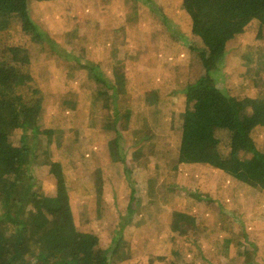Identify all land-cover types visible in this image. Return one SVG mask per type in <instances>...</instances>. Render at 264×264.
Returning <instances> with one entry per match:
<instances>
[{"label":"rangeland","instance_id":"1","mask_svg":"<svg viewBox=\"0 0 264 264\" xmlns=\"http://www.w3.org/2000/svg\"><path fill=\"white\" fill-rule=\"evenodd\" d=\"M29 7L56 44L40 48L11 14L0 29V59L20 68L25 51L32 53L26 91L38 88L32 94L41 99L34 128L44 145L46 132H52L48 147L60 162L78 229L97 233L101 247L115 250L112 264H227L248 256L264 264V192L209 165L191 164L176 178L178 190L172 196L164 185L155 189L153 162L147 169L134 151L146 134L139 127L173 129L186 105V98L174 91L205 74L189 49L194 37L181 0H34ZM258 28L248 25L215 74L222 87L240 95H245L240 91L242 63L264 58ZM88 65H97L96 71L111 82L118 71L127 79L126 92L114 103L124 109L118 144L105 122L108 89ZM153 89L159 92L155 103L145 96ZM251 90L257 93L258 86ZM22 131L14 130L16 143ZM218 135L225 147L229 136ZM252 137L264 151V126L254 128ZM50 168L36 163L33 172L35 189L48 198L60 191L57 172ZM127 171L136 191L132 201ZM195 195L202 201H195ZM151 203L158 217L142 220L137 209Z\"/></svg>","mask_w":264,"mask_h":264},{"label":"trees","instance_id":"2","mask_svg":"<svg viewBox=\"0 0 264 264\" xmlns=\"http://www.w3.org/2000/svg\"><path fill=\"white\" fill-rule=\"evenodd\" d=\"M32 1L0 0V29L15 14L26 34L40 48L48 42L56 44L39 21L34 20L29 7ZM181 7L191 19L194 38L189 49L204 67L205 74L174 91L186 98V105L177 114L173 129H152L148 124L146 128L139 127L146 134L134 149L141 153L138 160L147 169L153 162L155 189L164 185L172 196L178 190L176 178L183 167L191 164L209 165L248 184L254 192H264V151L252 137L254 128L264 126V89L260 90V83L264 85V58L259 63L246 58L242 63L245 69L240 91L244 90L245 95L222 87L215 75L233 43L241 41L250 23H257L258 37L264 35V0H181ZM261 54L264 56V45ZM30 56L32 53L25 51L22 55L25 62L20 68L17 63L11 65L0 59V264H112L115 250L101 247L97 233L82 231L76 226L60 162L52 159V150L48 147L49 142L53 143L52 132H46L48 140L44 145V138L34 128L33 117L38 115L41 99L32 94L38 88L30 89L31 93L26 91L32 79L28 68ZM88 67L95 79L108 89L105 122L115 132L118 144V124L124 109L114 103L126 92L127 79L118 71L111 82L96 71L97 65ZM251 86H258L257 93L252 94ZM158 93L153 89L145 96L155 103ZM110 111L116 114L113 116ZM16 128L23 130L18 143L13 136ZM218 132L229 136L225 147ZM31 138L38 142L28 145L33 143ZM228 146L230 150L226 152ZM36 163L50 164V171L57 172L60 191L56 197L48 198L35 189ZM127 183L132 201L136 191L129 172ZM193 199L202 201L198 195ZM151 207L157 210L152 203L137 209L142 212V220L158 217ZM227 264L256 263L248 256L242 263L231 259Z\"/></svg>","mask_w":264,"mask_h":264}]
</instances>
